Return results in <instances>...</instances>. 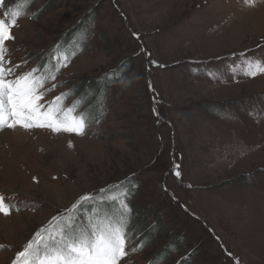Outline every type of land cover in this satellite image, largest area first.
Returning a JSON list of instances; mask_svg holds the SVG:
<instances>
[{"label": "rangeland", "instance_id": "obj_1", "mask_svg": "<svg viewBox=\"0 0 264 264\" xmlns=\"http://www.w3.org/2000/svg\"><path fill=\"white\" fill-rule=\"evenodd\" d=\"M50 1L42 12L41 1L23 9L10 28L5 79L29 72L39 52L51 55L54 41L94 10L95 22L81 28L83 52L37 90L41 112L65 84L91 87L126 59L132 80L112 85L99 111L68 113L85 116L83 134L0 126L8 210L0 212V264H13L80 197L129 175L142 180L132 200L183 227L195 264H264V73L249 74L250 62L264 60V0ZM19 3L3 0L0 19H12ZM168 242L159 236L139 250L128 241L121 264H147Z\"/></svg>", "mask_w": 264, "mask_h": 264}, {"label": "trees", "instance_id": "obj_2", "mask_svg": "<svg viewBox=\"0 0 264 264\" xmlns=\"http://www.w3.org/2000/svg\"><path fill=\"white\" fill-rule=\"evenodd\" d=\"M38 1L42 2L38 9L39 12H42L45 6L47 7L51 4L50 0H31L27 7H32ZM94 19V10L85 13L69 33L54 41L52 47L48 50L51 55H47V52H45L46 55H42V52H39L40 56L38 55L35 59L31 70L36 69L35 76L43 75L47 77L44 85L53 76L61 72L62 62L70 61L75 55L83 52V43H81L80 38L87 36V30L85 32L81 28L83 26H89L90 28L95 22ZM131 66V60L126 59L120 62L115 68L108 70L105 74L93 80L94 84L91 87L87 86L89 80L84 81L81 89L79 88V82L81 81L71 86L65 84L67 89L63 93L67 94V97L62 98L60 102H56L54 99L49 104L57 109L61 103L73 100L76 104L75 109L77 108L78 111H91L92 113L99 111L101 107L98 106L103 98L105 99L112 85L122 81L124 87L132 80V77L128 74ZM68 107L70 106H66V108ZM204 107L212 111H222L218 109L217 105H204ZM89 123L93 124L92 121H89ZM141 183L142 180L139 181L135 175H129L108 190L102 191L97 195L89 194V200L80 201L79 203L77 201L75 209L55 221L53 219V223L51 222L52 226L41 233L37 242L41 238L45 243L50 242V237L58 238L60 230L70 222L69 217H71V222L77 228L90 229V222H106L108 219L118 220L123 215L124 221L128 225L125 229L130 237L128 241H135L137 249L147 248L159 236L169 239V242L159 249L151 259L152 261H148L147 264H162L165 260L170 261L172 256V258L176 259L172 264H195V253L193 249L187 247L188 242L186 240L188 238L183 236V227L180 226L177 227L178 229H174V224L171 221L164 223L161 216L156 215L159 207H154L155 210L150 213L143 208L140 209L132 200L133 196L139 191ZM175 235L176 237H173ZM184 248L187 249L185 255L182 256L180 252ZM1 249L2 247L0 246ZM169 256L171 257L169 258Z\"/></svg>", "mask_w": 264, "mask_h": 264}, {"label": "snow or ice", "instance_id": "obj_3", "mask_svg": "<svg viewBox=\"0 0 264 264\" xmlns=\"http://www.w3.org/2000/svg\"><path fill=\"white\" fill-rule=\"evenodd\" d=\"M2 2L3 0H0V3ZM244 2L250 5L254 0H244ZM30 3L31 0H21L16 9L10 13L12 19L7 21L0 19V126L7 125L10 128L18 124L25 128L47 126L53 131L83 134L86 126L85 116L81 113L71 118L68 116V113L76 111L74 106L66 108L61 103L56 110L50 106L47 111L41 112L42 106L38 101L43 93L38 94L37 90L43 87L46 76H35L36 69H32L17 76L14 80L5 79L6 75L11 74L13 70H6L3 67L7 53L4 44L14 39L10 34V28L16 26V18L24 14L23 9L27 8ZM250 64L252 68L250 75L255 76L258 72L264 73V60H254ZM66 97L67 94L62 93L61 96L55 98V101L60 102ZM61 112L64 113L63 117L60 115ZM176 175L179 176L180 173L177 171ZM89 199L88 195L80 197V201ZM76 207L77 204H74L73 209ZM0 212L8 214L3 196H0ZM69 221L60 230L58 238H49L50 242L45 243L42 238L39 242L30 240L24 246L23 251L17 252L13 264H18V262L19 264H121L122 259L128 255L126 248L130 237L125 230L128 225L123 215L118 220L90 222V229L77 228L71 222V217ZM40 235V232L36 233V236ZM132 250L137 249L133 247Z\"/></svg>", "mask_w": 264, "mask_h": 264}, {"label": "bare ground", "instance_id": "obj_4", "mask_svg": "<svg viewBox=\"0 0 264 264\" xmlns=\"http://www.w3.org/2000/svg\"><path fill=\"white\" fill-rule=\"evenodd\" d=\"M13 129H14L15 131H23V130H21V129H17L16 127H14ZM5 132H7V130L4 131L3 133H5ZM41 132H43V130H42ZM50 134H52V133H50Z\"/></svg>", "mask_w": 264, "mask_h": 264}]
</instances>
